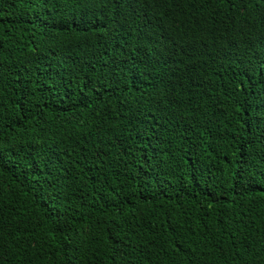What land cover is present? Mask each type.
Wrapping results in <instances>:
<instances>
[{
	"label": "trees",
	"instance_id": "trees-1",
	"mask_svg": "<svg viewBox=\"0 0 264 264\" xmlns=\"http://www.w3.org/2000/svg\"><path fill=\"white\" fill-rule=\"evenodd\" d=\"M0 264H264V0H0Z\"/></svg>",
	"mask_w": 264,
	"mask_h": 264
}]
</instances>
